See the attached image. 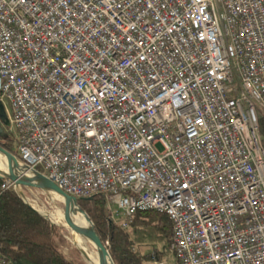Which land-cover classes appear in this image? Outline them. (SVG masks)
Listing matches in <instances>:
<instances>
[{
  "label": "built area",
  "instance_id": "built-area-1",
  "mask_svg": "<svg viewBox=\"0 0 264 264\" xmlns=\"http://www.w3.org/2000/svg\"><path fill=\"white\" fill-rule=\"evenodd\" d=\"M0 102L16 157L165 215L176 264H264V0H0Z\"/></svg>",
  "mask_w": 264,
  "mask_h": 264
},
{
  "label": "trees",
  "instance_id": "trees-1",
  "mask_svg": "<svg viewBox=\"0 0 264 264\" xmlns=\"http://www.w3.org/2000/svg\"><path fill=\"white\" fill-rule=\"evenodd\" d=\"M259 126L264 135V117L260 118ZM0 147L16 156L11 134L0 138ZM4 183L7 184L2 188ZM77 202L93 223L102 243L108 242L106 247L114 264H151L154 259H163L161 252L155 251L152 257L134 249L129 233L110 221L101 195ZM134 220L151 223L169 248L171 225L165 215L152 210L137 211ZM62 230L27 206L14 192L9 179L0 180V252L11 264H86L76 249L71 257L60 249V244L65 242Z\"/></svg>",
  "mask_w": 264,
  "mask_h": 264
},
{
  "label": "rangeland",
  "instance_id": "rangeland-1",
  "mask_svg": "<svg viewBox=\"0 0 264 264\" xmlns=\"http://www.w3.org/2000/svg\"><path fill=\"white\" fill-rule=\"evenodd\" d=\"M4 109L7 116L8 110H6V107ZM3 131L6 134H12L8 125L3 126ZM13 190L16 194L21 193L22 197L29 203L31 207L44 210L47 213L44 215V217L48 219L49 222H52L57 226V224L52 220V215L57 209H63L62 203L60 201H56L54 203L48 194L32 185H23L19 191L13 184ZM61 228L63 229L61 233L65 242L60 244V249L69 257L73 256V250L75 249L80 253L79 249L72 245V237L69 232L63 227ZM126 231L129 233L134 249L140 252L142 255H152L153 257L155 251L161 252L163 254L162 260L154 259L151 264H155L156 261L163 262L164 264H176L172 252L169 250V248H167V246H165V240L162 238V236H160L159 231L151 223H140L134 220L132 225L129 226ZM107 244L108 242H106V245ZM80 257L83 260L81 253Z\"/></svg>",
  "mask_w": 264,
  "mask_h": 264
},
{
  "label": "water",
  "instance_id": "water-1",
  "mask_svg": "<svg viewBox=\"0 0 264 264\" xmlns=\"http://www.w3.org/2000/svg\"><path fill=\"white\" fill-rule=\"evenodd\" d=\"M8 125L7 116L5 114V109L3 104L0 102V138H3L6 133L3 131V126ZM0 167H15L25 174H28L29 177L35 182L34 187L41 189L44 191L48 196L55 195L59 198H61L62 201L67 203L72 211L77 215V217L80 220L82 230L76 232V236L80 237L86 242L92 243V246L97 253L100 260H102L105 264H114L113 260L107 250L106 245L102 243L99 236L97 235L93 223L87 216V214L81 210V208L78 205L77 199L70 197L66 195L61 189H59L53 182H51L49 179L44 177L42 174H40L38 171L30 169L23 161H21L18 157L15 155L8 153L4 149L0 147ZM3 179H9L15 187H17L16 178L14 176L10 175H2L0 174V180ZM31 185V184H30ZM17 192V191H16ZM17 195L22 199V201L29 206L33 211H35L37 214H39L41 217L46 219L43 214L39 213L35 208L31 207L29 203L22 197L21 193H17ZM51 197V196H50ZM48 220V219H46ZM53 224L52 222H50ZM55 225V224H54ZM57 226H59L57 224ZM62 227V226H61ZM66 229V228H64ZM68 231V229H66ZM72 234V233H70ZM80 251V250H79ZM81 253V252H80ZM82 257L83 254L81 253ZM83 260L88 264V262L84 259Z\"/></svg>",
  "mask_w": 264,
  "mask_h": 264
},
{
  "label": "bare ground",
  "instance_id": "bare-ground-1",
  "mask_svg": "<svg viewBox=\"0 0 264 264\" xmlns=\"http://www.w3.org/2000/svg\"><path fill=\"white\" fill-rule=\"evenodd\" d=\"M0 174L2 175H12L16 178L17 187L16 189L20 191V188L23 185H34L35 182L29 177L28 174L22 172V170L15 167H0ZM52 201H60L62 203L63 209H57L52 215V220L62 226L63 228L68 229L69 234L72 237V245L77 247L80 252L83 254L84 259L88 264H105L102 260L99 259L97 253L95 252L92 243L86 242L80 237L76 236V232L82 230V226L77 215L72 211L71 207L61 200V198L50 195ZM39 213L46 215L47 213L40 209L35 208Z\"/></svg>",
  "mask_w": 264,
  "mask_h": 264
}]
</instances>
